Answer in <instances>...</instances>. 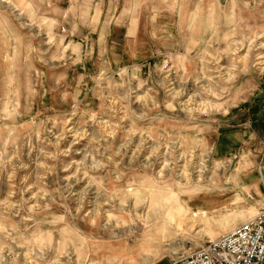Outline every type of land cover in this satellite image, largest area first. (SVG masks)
I'll use <instances>...</instances> for the list:
<instances>
[{
	"label": "rangeland",
	"instance_id": "rangeland-1",
	"mask_svg": "<svg viewBox=\"0 0 264 264\" xmlns=\"http://www.w3.org/2000/svg\"><path fill=\"white\" fill-rule=\"evenodd\" d=\"M260 92L264 0H0V264H168L249 220L214 146Z\"/></svg>",
	"mask_w": 264,
	"mask_h": 264
},
{
	"label": "crops",
	"instance_id": "crops-1",
	"mask_svg": "<svg viewBox=\"0 0 264 264\" xmlns=\"http://www.w3.org/2000/svg\"><path fill=\"white\" fill-rule=\"evenodd\" d=\"M214 147L219 158L231 156V162H235L231 181L240 188L237 195L250 198L257 211L263 209L264 93L256 94L246 107L220 126Z\"/></svg>",
	"mask_w": 264,
	"mask_h": 264
},
{
	"label": "built area",
	"instance_id": "built-area-1",
	"mask_svg": "<svg viewBox=\"0 0 264 264\" xmlns=\"http://www.w3.org/2000/svg\"><path fill=\"white\" fill-rule=\"evenodd\" d=\"M168 264H264V208L187 255Z\"/></svg>",
	"mask_w": 264,
	"mask_h": 264
}]
</instances>
